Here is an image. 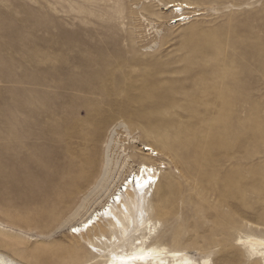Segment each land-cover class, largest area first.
Wrapping results in <instances>:
<instances>
[{"label":"rangeland","instance_id":"1","mask_svg":"<svg viewBox=\"0 0 264 264\" xmlns=\"http://www.w3.org/2000/svg\"><path fill=\"white\" fill-rule=\"evenodd\" d=\"M140 163L165 166L154 243L262 264L238 238L264 239V0H0V256L100 264L104 223L72 227Z\"/></svg>","mask_w":264,"mask_h":264},{"label":"bare ground","instance_id":"2","mask_svg":"<svg viewBox=\"0 0 264 264\" xmlns=\"http://www.w3.org/2000/svg\"><path fill=\"white\" fill-rule=\"evenodd\" d=\"M167 7L175 11L177 9L179 11L193 9L187 3L178 1L168 3ZM188 18L185 13H181L174 20L176 23H180ZM151 134L152 132H145V135L148 137ZM159 135L165 141L162 144V150L168 152L182 147L173 136L170 137L169 134L164 133ZM113 143L116 142L111 140L106 145V161L102 163L98 173L90 182V186L92 185L96 190H99L102 186L101 183L107 181L110 174H112V170L117 167V163H113L112 165L109 155ZM142 150L143 152L147 151V154L144 153L145 156H153L154 152L148 145H144ZM155 154L157 155V153ZM142 165H147L148 170H145L141 176L140 168ZM151 167L153 165L140 163L135 171L137 176H141L140 182L142 184L150 178V182L142 192L132 191V185H128V190L125 191V179L114 192L108 193L107 200L99 208L93 209L83 220L74 226L81 228V232L75 235L83 237L104 223L103 232L109 231V238L103 232L98 238H95L100 243H104L99 248L100 264H194L193 260L182 250H168L166 247L154 243V224L152 223L151 215L153 213L156 215L160 214L162 208L154 206L152 202L162 185L160 183L161 173L150 174L149 169ZM133 172L128 177L132 176ZM167 190L168 188H166ZM117 194L121 195L120 202H117L115 199ZM97 216H99V219L95 220V226H90L88 229L83 228V225L88 220L94 219ZM71 233L74 234L73 232ZM238 243L247 250L249 256L255 255L261 257L262 264H264V239L246 236L238 238ZM89 246L94 247L92 243H89ZM0 264L10 263L0 256ZM201 264H209V262L202 260Z\"/></svg>","mask_w":264,"mask_h":264},{"label":"snow or ice","instance_id":"3","mask_svg":"<svg viewBox=\"0 0 264 264\" xmlns=\"http://www.w3.org/2000/svg\"><path fill=\"white\" fill-rule=\"evenodd\" d=\"M177 11H179V9H177ZM145 170H148V169H147V165H142L141 168H140L141 176H142V174H143V172H144ZM141 176H137L136 173H135V170H134L132 176L126 178V180H125V188H124V190L127 191V190H128V185H132V186H133V187H132V191H141V192H142V191L144 190V188L147 186V184L150 182V178H149V180L145 181V182L142 184V183L140 182V181H141ZM115 199H116L117 202H120V200H121V195H120V194H117V196H116ZM96 219H99V216H97V217L94 218V219H90V220H88L87 223H85V224L83 225V228H84V229H88L90 226H95V220H96ZM72 232H73L74 234H76V233H80V232H81V228H80V227H73V228H72ZM94 250H95V249H94Z\"/></svg>","mask_w":264,"mask_h":264},{"label":"built area","instance_id":"4","mask_svg":"<svg viewBox=\"0 0 264 264\" xmlns=\"http://www.w3.org/2000/svg\"><path fill=\"white\" fill-rule=\"evenodd\" d=\"M146 152H147V151H146ZM148 153H149V152H148ZM153 156H156V154L153 153ZM164 168H165L164 165H161V166H159V165H154L153 167H151V168L149 169V173H150V174H153V173L158 174V172H162Z\"/></svg>","mask_w":264,"mask_h":264}]
</instances>
